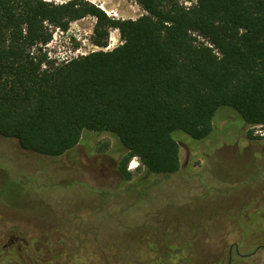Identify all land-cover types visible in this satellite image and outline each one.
<instances>
[{"label": "trees", "instance_id": "trees-1", "mask_svg": "<svg viewBox=\"0 0 264 264\" xmlns=\"http://www.w3.org/2000/svg\"><path fill=\"white\" fill-rule=\"evenodd\" d=\"M128 1L144 12L137 19L86 0H0V137L57 158L84 132L108 133L131 180L132 158L151 175L179 172L176 132L203 141L228 113L264 128V0ZM86 17L101 50L60 63L42 52L54 29ZM109 29L120 43L103 50Z\"/></svg>", "mask_w": 264, "mask_h": 264}, {"label": "rangeland", "instance_id": "rangeland-1", "mask_svg": "<svg viewBox=\"0 0 264 264\" xmlns=\"http://www.w3.org/2000/svg\"><path fill=\"white\" fill-rule=\"evenodd\" d=\"M90 1L116 10L115 19H132L139 7L128 0H112L118 1L113 8ZM86 18L91 23L57 35L42 52L60 63L74 59L76 49L83 53L78 57L101 50L94 45L96 19ZM112 33L109 29L103 50ZM175 134L179 172L151 175L132 158L127 164L131 180L117 169L125 149L108 133L84 132L72 151L57 158L24 152L15 140L0 137L2 259L21 264H226L233 244L240 254L264 246V128L248 127L228 113L203 141ZM231 264H264V250L244 258L232 249Z\"/></svg>", "mask_w": 264, "mask_h": 264}, {"label": "crops", "instance_id": "crops-1", "mask_svg": "<svg viewBox=\"0 0 264 264\" xmlns=\"http://www.w3.org/2000/svg\"><path fill=\"white\" fill-rule=\"evenodd\" d=\"M42 1H53V2H55V3L62 4V3H65V2H67V1H69V0H42ZM86 1H89V0H86ZM97 1H98V2L103 1V2L107 3V5H108L109 8H113V7H116V5H118V1H117L116 3L112 2V0H97ZM90 3H93V4H94V2H92V1H90ZM95 5H96V4H95ZM96 6H97V5H96ZM135 6H137V5H135ZM137 8H138V10H135V11L131 12L132 20H134V19L138 18L139 16H141V14H142V12H143L139 7H137ZM89 18L94 20L93 17H89ZM86 21H87L88 23H91V21H90L89 19H87V18H84V19H82V20H79V21H76V22L71 23V24H70V27L66 30V33H67V32H71L72 28H73L75 25H77V27H78V26L80 25V23H83V22L85 23ZM61 31H62V30H61ZM63 32L65 33V31H63ZM115 32L118 33V31L114 29V33H112V38L110 39L111 42L109 43L110 46H108V49H107V50H111V49H113L114 47H116V46L119 45V43H120L119 36L117 37V36L115 35ZM118 34H119V33H118Z\"/></svg>", "mask_w": 264, "mask_h": 264}, {"label": "built area", "instance_id": "built-area-1", "mask_svg": "<svg viewBox=\"0 0 264 264\" xmlns=\"http://www.w3.org/2000/svg\"><path fill=\"white\" fill-rule=\"evenodd\" d=\"M100 9L110 18L115 19L118 18V12L116 10H105L102 6H100ZM144 13V12H143ZM142 15V14H141ZM140 17V16H139ZM124 20V19H121ZM69 33V32H68ZM57 35H59V37L64 35V32L61 31L60 29H56L55 35L52 36L53 40H51L45 47H49L53 41H56V37ZM78 55H83V53L80 51V49H76V51L73 53V57L78 58ZM73 58H70L69 60H71ZM69 60H65V62L69 61Z\"/></svg>", "mask_w": 264, "mask_h": 264}, {"label": "flooded vegetation", "instance_id": "flooded-vegetation-1", "mask_svg": "<svg viewBox=\"0 0 264 264\" xmlns=\"http://www.w3.org/2000/svg\"><path fill=\"white\" fill-rule=\"evenodd\" d=\"M232 249L234 250V252H235V254L237 256L247 258V257L253 256L259 250H264V246L263 245H258L252 252H250L248 254H240L239 251H238L237 245L236 244H233V245L229 246V248H228V251H227V262H226V264H231V260H232ZM187 264H191V263L189 262Z\"/></svg>", "mask_w": 264, "mask_h": 264}]
</instances>
